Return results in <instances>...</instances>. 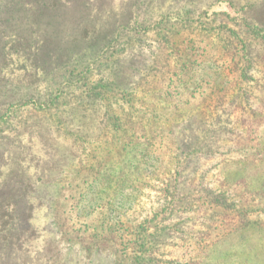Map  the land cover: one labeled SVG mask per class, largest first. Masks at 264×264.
Listing matches in <instances>:
<instances>
[{
  "label": "rangeland",
  "instance_id": "rangeland-1",
  "mask_svg": "<svg viewBox=\"0 0 264 264\" xmlns=\"http://www.w3.org/2000/svg\"><path fill=\"white\" fill-rule=\"evenodd\" d=\"M0 264H264V0H0Z\"/></svg>",
  "mask_w": 264,
  "mask_h": 264
}]
</instances>
